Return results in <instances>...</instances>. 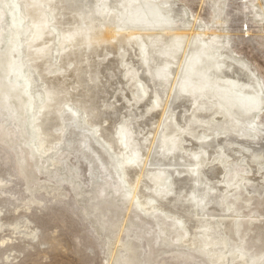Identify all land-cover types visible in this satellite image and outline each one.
<instances>
[{"label":"rangeland","instance_id":"374dc122","mask_svg":"<svg viewBox=\"0 0 264 264\" xmlns=\"http://www.w3.org/2000/svg\"><path fill=\"white\" fill-rule=\"evenodd\" d=\"M169 2L184 13L189 25L197 23L201 30L206 28L208 35L203 36L205 40L213 38L212 31H221L223 51L231 61L243 64L240 66L246 70V76L253 75L260 87L261 105L256 111L245 113L236 107L229 110L220 106L219 114L214 117L217 105L208 101L198 107L201 117L194 115L187 124L180 119L185 128L174 121V112H167L164 118L161 142L164 141L165 152L171 149L170 141L176 137L175 145L182 153L190 156L195 153L197 156L194 169L203 166L206 173L215 167L213 182L217 184L215 194L219 204L217 209L199 210L196 213L198 217H195L201 216L203 221L209 219L208 222H212L213 229L217 230V241L210 244L206 235L198 230L193 238L190 232L194 242L188 244L184 223L173 224L171 218L164 217L156 203L150 202L152 197L148 198L150 201L146 200L149 212L143 210V206L131 205L130 196L125 194L134 187L128 181L122 183L128 189L121 190L120 185L128 148L122 145L120 154L111 150L99 135V127L85 121L82 111L75 109L74 105L66 102L61 106L59 124L54 126L59 138L46 151L40 128H37L45 95L42 94V82L28 70L32 78L28 93L33 100L29 113L32 144L28 142L30 130L24 97L13 92L11 104L3 107L0 101V264H233L232 256L236 257L240 252L235 255L227 252L224 230L230 220L241 252H245V262L255 264L257 260L256 264H264V162L250 163L248 158L253 149L260 148L264 141V16L261 14L264 12V0ZM21 11L20 0H0V76L6 84H9L6 79L8 68L2 51L9 34V15L19 16ZM217 19L222 21L220 25L215 23ZM30 27L17 39L15 62L20 66L23 64V67H26L25 42ZM48 27L57 39L54 27ZM54 42L49 50L53 65L59 54L57 40ZM119 57L122 67L126 56L122 53ZM121 80L116 85L120 87L118 95L124 111H132L131 103L140 102L145 111L152 109L147 127L155 129L165 96L158 100L157 107L151 108L146 105L148 96L143 98L144 87L140 81L130 79L126 85V77H121ZM130 84L133 85L128 89ZM151 102L156 106V99ZM125 119L120 115L114 123V130L123 131ZM211 139L213 145L205 155L200 143ZM229 140L230 147L222 152V143ZM28 145L38 150L35 155L29 154ZM22 158L26 161L21 169L19 159ZM188 167L186 164L182 169L188 170ZM172 170L173 167H167L155 182L151 176L158 175L156 168L146 166L141 182L143 191L169 194V172ZM188 171L194 177L195 173ZM251 173H255L256 178ZM248 176L250 182L246 178ZM244 180L247 185L256 184L259 188L248 191ZM169 215L173 216L172 213ZM218 246L223 252L221 257L211 250Z\"/></svg>","mask_w":264,"mask_h":264},{"label":"bare ground","instance_id":"6f19581e","mask_svg":"<svg viewBox=\"0 0 264 264\" xmlns=\"http://www.w3.org/2000/svg\"><path fill=\"white\" fill-rule=\"evenodd\" d=\"M20 1L22 11L19 16L9 15V34L2 51L8 68L6 79L9 84L4 83L0 76V101L2 106L11 104L13 92L24 97L30 130L29 144L33 143L29 121L33 100L28 94L32 83L28 70L33 71L42 82V94L45 95L37 128H40L39 132L44 140L42 145L46 151L59 138V134L54 132V126L59 124L58 113L61 106L66 102L74 105L75 109L82 111L85 121L99 127V135L111 150L120 154L122 145L128 148V157L126 159L124 156L125 164H122L124 177L120 185L121 190L128 189L129 187L122 185L128 181V184L134 187L133 190L128 189L125 194L130 196L131 205L135 203L137 207L143 206V210L149 212L150 207H147L146 200L152 199L149 201L155 202L159 212L164 217L171 218L173 224L184 223V233L188 236L185 240L188 244L194 242L192 236L198 230L206 235L205 238L210 240V244L217 241V230L213 229L212 222H208V218L203 221L201 216L197 218L196 215L199 210L205 212L208 209H217V184L213 182L215 167L206 173L203 172V166L194 169L197 156L195 153L194 156L182 153L175 145L176 137L170 141L171 149L165 152L161 131L167 112H174V121L182 127L180 119L187 124L190 117H201L202 114L198 115V107L208 101L217 105L213 111L214 117L219 114L220 106L229 110L236 107L245 113L260 108L258 81L253 75L246 76V70L240 66L243 64L239 65L238 60L231 61L226 51H223L220 40L223 33L212 31L213 38L205 40L203 36L208 35L206 28L201 30L197 23L189 25L184 13L176 9L169 0ZM260 8L263 11L262 7ZM261 14L264 16V12ZM215 23L220 25L222 21L217 19ZM49 25L57 32V39H54ZM29 27L30 34L25 42L26 67H23V64L20 66L15 62L18 52L17 39L21 34L24 35L25 29ZM55 40L59 54L53 65L49 50ZM122 53L126 56L123 61L125 67H121L122 61L120 63L119 56ZM22 56H19L20 59ZM121 77H126V85L130 79L141 82L144 87L143 98L148 96L146 105L149 107H157L158 100L165 96L155 129L153 127L149 130L147 127L148 120L152 117V109L150 112L145 111L140 102H132L134 109L124 111L118 95L120 87L116 85L122 82ZM132 85L130 84L128 89H131ZM152 99H156V106L150 104L153 103ZM120 115L126 117V124L123 131H116L114 123ZM226 136L225 134V138ZM230 142L231 140L222 143V152L230 147ZM200 144L207 155L209 147L213 145V139ZM28 150L31 155L38 151L31 145H28ZM248 158L250 163L258 161L263 164L264 141L260 148L253 149ZM19 161L22 169L26 160L22 158ZM186 164L189 166L188 170L195 173L194 177L188 170L182 169ZM148 165L157 170L158 175L151 176L155 182H158L167 167H173L171 172L168 171L171 175L169 194H151L143 191L141 182L144 169ZM218 168L216 170H219ZM251 174L248 175L252 176ZM249 176L246 177L248 181ZM200 181L201 185L197 186L196 183L199 184ZM244 184L248 191L259 188L256 184L247 185L246 180ZM148 187L151 188L149 185ZM224 231L227 234V252L233 255L240 252L238 256H232L235 260L233 264H247L244 259L245 252H241L231 220ZM211 250H215L216 256L223 253L220 246ZM253 258L252 255L251 259L255 263Z\"/></svg>","mask_w":264,"mask_h":264}]
</instances>
